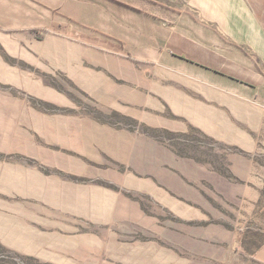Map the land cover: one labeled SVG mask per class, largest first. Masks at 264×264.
Listing matches in <instances>:
<instances>
[{
  "label": "rangeland",
  "instance_id": "obj_1",
  "mask_svg": "<svg viewBox=\"0 0 264 264\" xmlns=\"http://www.w3.org/2000/svg\"><path fill=\"white\" fill-rule=\"evenodd\" d=\"M190 1L57 0L0 25V264H238L264 241V0ZM207 18L229 21L224 75L159 46L221 35Z\"/></svg>",
  "mask_w": 264,
  "mask_h": 264
},
{
  "label": "crops",
  "instance_id": "obj_2",
  "mask_svg": "<svg viewBox=\"0 0 264 264\" xmlns=\"http://www.w3.org/2000/svg\"><path fill=\"white\" fill-rule=\"evenodd\" d=\"M190 2L191 7L199 10L200 15H206L208 17L209 13L206 8V0H191ZM56 4L57 0H0V25L8 28H29L38 25L41 16L45 17L50 14L52 15L49 9H54ZM73 4L81 7L87 3L85 0H63V5L67 10H65V14H71ZM212 4L216 11L211 10L210 16H216L221 13L225 14V16L228 15L227 9L229 7L226 0H215ZM177 9V15L183 12L182 6ZM162 10L165 12V18L170 17L175 21H179L177 15L176 18L174 17V11H168V14L167 10ZM179 10H182V12H178ZM247 17L248 19L244 23L245 36H243V39L245 44L253 47L256 46L258 42L263 41V34L255 28L250 15L247 14ZM206 20L210 23H216L217 30L221 32L222 36L216 35L215 31L211 32L210 36L200 34L199 37L178 32L175 36L170 38L163 36L161 38L162 43L160 42L161 45L159 46L169 50L172 57L180 61L197 66L200 69L214 74L218 73L224 75V73H221L214 65L215 54H213V50L210 51L212 46V42L210 41L222 42L224 40L223 38H225V34H227L226 36L230 39H233L231 32H229V29L226 27L229 21L227 19L215 20L210 18ZM149 26L153 29L157 27V24L151 23ZM196 27L203 28L199 23ZM207 28H209V26ZM205 30L208 32L207 29ZM241 252V258L238 264H264V241L262 239L256 238L255 245L247 246L243 248Z\"/></svg>",
  "mask_w": 264,
  "mask_h": 264
}]
</instances>
